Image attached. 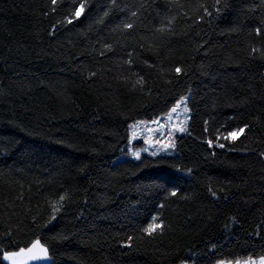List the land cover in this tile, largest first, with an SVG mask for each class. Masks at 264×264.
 Returning a JSON list of instances; mask_svg holds the SVG:
<instances>
[{"label":"trees","instance_id":"obj_1","mask_svg":"<svg viewBox=\"0 0 264 264\" xmlns=\"http://www.w3.org/2000/svg\"><path fill=\"white\" fill-rule=\"evenodd\" d=\"M80 2L0 0V264L37 239L44 264L264 255V0H83L66 23ZM188 95L173 154L118 159Z\"/></svg>","mask_w":264,"mask_h":264},{"label":"snow or ice","instance_id":"obj_2","mask_svg":"<svg viewBox=\"0 0 264 264\" xmlns=\"http://www.w3.org/2000/svg\"><path fill=\"white\" fill-rule=\"evenodd\" d=\"M57 0H52L53 4H56ZM221 0H214V5L213 7L215 8L216 13L220 12V8L217 7L218 5H220ZM201 8H203L204 12L211 16L213 13L208 11V7L205 5H200ZM85 5L83 3V0H81V2L77 5L74 6V11L71 14V18H68L65 22L68 24L73 23L74 19H79L82 12L84 11ZM133 15H135V13H133ZM201 20L204 19L203 16L200 17ZM133 26L131 24H126L125 28L131 29ZM161 30H164L163 28ZM257 34L260 33V29L257 28L256 29ZM109 51L111 50L110 46H105ZM253 52L256 51V49H252ZM101 55H103V53H101ZM131 55V54H129ZM262 58H264V53H262ZM127 63L129 65L132 64V60L129 59L127 61ZM176 74H180L181 73V68L180 67H176L174 69ZM90 75L94 76L95 73H91ZM138 83H143V78L141 77V79L138 81ZM184 102L183 98H181V100H178L176 102V105L174 107H172L170 109V113H175L177 111V109L180 107L181 103ZM185 111H189L187 108H185ZM154 124L159 125V127L156 129V131H159L160 129H166L167 125L164 124H160V122L157 121H153ZM245 128H247V125H245L243 128H235L232 129L231 131H226V134L224 136H218V139H224V140H235L237 138V134L238 133H243ZM174 131L180 132V133H184L185 131H187L184 127L179 126V124L174 125L173 126ZM151 131V130H150ZM146 143H148L149 141H145ZM155 143H160V141H155ZM207 144L209 146H212L213 144V140H208ZM225 145L224 144H218V147L223 148ZM164 147L167 148H174L175 144L169 142L164 144ZM132 155V157L136 160H140L141 158V153L139 151H134L130 153ZM156 152H153L152 155H156ZM261 156H264V153L260 154ZM188 173H191V169H187L186 170ZM177 191H173L171 193V195L175 196L177 195ZM213 195H215V192H213ZM65 196H60V201H64L65 200ZM60 210L59 207L57 206H53V213L55 214L56 212H58ZM53 219H55V215H53ZM162 228V222L161 223H151L149 224L146 228L143 229V231H145L146 233H148L149 235H151L153 232H155L157 229ZM259 234V233H257ZM132 237H128V240L131 241ZM3 255V259L7 260L10 262V264H29V261H37V260H48L50 259L49 256V252L48 249L41 244L40 240L37 239L35 241H32L30 243V245L28 247H20L17 251H4L2 253ZM218 264H226V262L224 260H219ZM235 264H264V255H261L258 259H254L253 257L249 256L247 259H244L243 261L241 260H236Z\"/></svg>","mask_w":264,"mask_h":264},{"label":"rangeland","instance_id":"obj_3","mask_svg":"<svg viewBox=\"0 0 264 264\" xmlns=\"http://www.w3.org/2000/svg\"><path fill=\"white\" fill-rule=\"evenodd\" d=\"M181 100V99H180ZM184 102L181 103L180 107L175 113H170V109L176 105V103L163 115L153 120H142L132 123L129 127V142L127 145V151L120 155L119 160L125 158H132L131 152L139 151L142 155L158 156V155H169L173 154V148H165L164 144L174 143L176 135L184 134L188 131V124L190 122L191 113L188 107L189 95L183 97ZM187 108L189 111H185ZM159 121L160 124L167 125L166 129H160L156 131L159 125L154 124L153 121ZM179 124L184 127L187 131L180 133L174 131L173 126ZM151 130V131H150ZM145 141H149L146 143ZM160 141V143H155ZM156 152V155H152ZM247 259V258H246ZM258 259V258H254ZM243 261L244 259H240ZM226 264H235V261H225ZM218 264V263H217Z\"/></svg>","mask_w":264,"mask_h":264},{"label":"water","instance_id":"obj_4","mask_svg":"<svg viewBox=\"0 0 264 264\" xmlns=\"http://www.w3.org/2000/svg\"><path fill=\"white\" fill-rule=\"evenodd\" d=\"M45 260H37V261H29V264H44ZM8 264H10V262L8 261Z\"/></svg>","mask_w":264,"mask_h":264}]
</instances>
